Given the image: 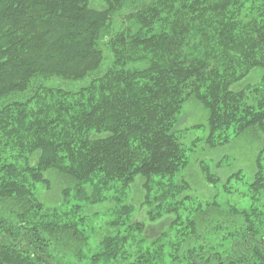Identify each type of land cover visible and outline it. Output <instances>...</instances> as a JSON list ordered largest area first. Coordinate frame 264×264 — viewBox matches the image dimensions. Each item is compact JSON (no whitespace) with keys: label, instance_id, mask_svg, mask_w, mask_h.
I'll return each instance as SVG.
<instances>
[{"label":"trees","instance_id":"16d2710c","mask_svg":"<svg viewBox=\"0 0 264 264\" xmlns=\"http://www.w3.org/2000/svg\"><path fill=\"white\" fill-rule=\"evenodd\" d=\"M192 100L212 148L264 133V1L0 0V264H264L261 154L248 209L176 182ZM139 180L164 243L133 218Z\"/></svg>","mask_w":264,"mask_h":264},{"label":"rangeland","instance_id":"374dc122","mask_svg":"<svg viewBox=\"0 0 264 264\" xmlns=\"http://www.w3.org/2000/svg\"><path fill=\"white\" fill-rule=\"evenodd\" d=\"M253 82H257V76L253 78ZM176 130L177 136L186 148L191 164H193L192 169L185 170L176 179V182L181 184L183 180H188L194 186L189 195L195 198L210 200L218 196V201L224 206L231 205L238 209H248L251 202L247 197V184L252 181L256 172L258 156L261 154L264 159V133L256 137L251 135L232 140L229 144L212 148L207 143L209 135L208 112L202 104L195 100L184 106ZM205 166L209 167L210 171L219 178L218 185L210 184L201 173V169ZM239 171L243 174L242 180L240 182L233 180L229 183L230 176ZM143 185L144 181L139 180L129 193L128 202L136 210L133 218L136 222H142L147 226L143 235L146 246L156 240L164 243V236L171 233L174 216L166 215L155 222L151 221L149 213L153 212L157 205L155 197L159 196L162 191L159 187H154V191L150 193ZM226 186H228V190H226ZM196 201L198 200L196 199ZM186 206H190V203H187ZM111 207L113 204L108 203L96 209L97 212H100L99 216L94 219L96 227H104V224L110 220L106 214L108 208Z\"/></svg>","mask_w":264,"mask_h":264}]
</instances>
